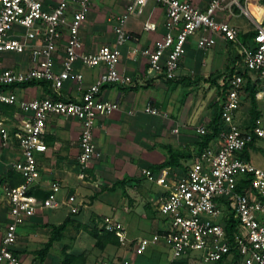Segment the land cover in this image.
<instances>
[{
  "label": "built area",
  "instance_id": "built-area-1",
  "mask_svg": "<svg viewBox=\"0 0 264 264\" xmlns=\"http://www.w3.org/2000/svg\"><path fill=\"white\" fill-rule=\"evenodd\" d=\"M151 1L165 12V33L149 47L131 49L132 56L140 55L146 61L147 79L176 80L186 43L194 35H198L197 46L201 49L213 47L215 37L236 44L241 63L229 78L221 99L218 144L204 148L176 181L166 183L165 174L155 180L149 169L142 170V175L166 191L157 207L166 220V227L149 239H141L136 253H143L149 245L162 243L170 254L166 264H176L191 254L200 255L210 264L226 259L233 264H264V170L242 155L247 146L264 141V120L261 115L253 125L246 127H240L234 120L236 112L246 102L247 81L256 84V100L264 101V21H256L247 8V0L244 4L241 0H208L204 9L182 0H125V12L116 18L113 27L114 45L101 46L92 53L80 52L79 38L91 0H57L51 9H46L41 0H0V57L5 53H29L30 58L27 70L9 67L0 70V105L16 106L23 115L12 133L0 117V152L10 142L17 144L21 158L13 163L12 169L22 178L20 184L2 188L9 222L0 236V264H23L13 247L17 242L18 225L24 219L39 210H54L63 204L70 206V213L79 211L80 206L74 205V196L59 201L61 186L58 182L50 184L44 198L32 192L39 179L36 154L47 149L43 140L45 123L51 115L81 122L77 165L78 178L84 180L89 162L99 156L93 143L95 122L99 116L107 117L119 108L118 102L101 97L102 88L136 83L117 67L119 48L138 41L137 36L125 30V23L128 18L139 16ZM234 10L247 15L254 24L251 45L242 43L238 30L222 20L224 14L233 16ZM143 30L153 32L156 26L146 21ZM63 39L61 70L55 72L56 55ZM76 62L86 68L101 67L102 72L80 99H61L59 91L66 82L74 79L80 84L83 80L82 74H74ZM33 82L48 83L55 97L19 100L14 91L7 88ZM144 112L159 114L152 102L146 105ZM196 132L198 136L208 134L204 127ZM240 181L247 182V187L238 191ZM230 220L235 223L231 237L225 232V223ZM102 228L114 233L119 243L124 244L126 232L117 220L104 218Z\"/></svg>",
  "mask_w": 264,
  "mask_h": 264
},
{
  "label": "crops",
  "instance_id": "crops-1",
  "mask_svg": "<svg viewBox=\"0 0 264 264\" xmlns=\"http://www.w3.org/2000/svg\"><path fill=\"white\" fill-rule=\"evenodd\" d=\"M41 1L46 9L53 8L57 3V0ZM182 1L189 2L200 9H204L208 3V0ZM154 5L156 4L152 3L148 9H146L148 4L144 6L142 10V12L145 10L143 21H138V17L142 14L141 12L139 16L128 18L125 23V30L137 36L138 41L136 43L128 42L119 48L120 58L117 67L119 72L131 76L136 80V83L133 86L114 84L106 85L102 88L101 97L108 101L118 102L119 108L107 117L99 116L95 122L94 132L97 134V137L100 136L102 132L105 134L103 144H108V147H111L109 149L110 151L107 153L111 154L113 160H121V163H125L124 161H131L135 162L137 165L146 155V153H143V150H149L147 155L149 156L148 160H154V162L150 163L151 165L149 164V167H141L140 172H142L143 169H149L153 172V166L166 161L165 158H162V156L156 152L157 150L154 151L153 148L155 147L152 146V143L163 144L164 150L168 148V157L173 153L179 154L176 158L171 160L170 166L157 171V176H154L156 180L162 173H167L165 181L169 183L181 178L194 158L204 149H201L199 146V136L196 130L200 127H204L208 133L210 132L208 124L213 118V112L211 109H208V107L210 106V102H213L212 99L214 95L206 107H201L199 102L202 101L201 99L204 97L205 92H210L212 90L215 95L217 93L219 94V97L215 100H219L218 108L220 109L221 99L227 87L228 80L233 71L240 66L241 54L236 44L225 42L220 37H215L216 43L213 47L201 49L197 46L198 35H194L190 37L186 43L185 54L180 60L176 80L154 82L150 78L147 79L145 77L147 69L146 61L140 55L132 56L131 49L134 46H138L139 48L149 47L154 41L159 40L164 35L165 12L162 7H158L156 8L159 9L157 15L153 16L156 10ZM125 6V0H91V7L79 30L81 53H92L101 46L114 45L115 37L113 27L117 22L116 18L125 12ZM262 6L260 10L261 14H258V10L254 5L252 6L254 13L259 15V18L254 17L257 19L256 21L258 23L264 21V4ZM240 14L242 13L239 10H234L233 16L224 14L222 15V20H227L230 25L238 30L239 39L240 35L243 38L249 39L248 43L240 40L242 43L251 45L250 41L254 32V24L248 17L250 21L249 28L246 30L240 29V23L238 21ZM146 21L154 23L156 30L153 32L144 31L143 24ZM63 46L64 39L60 42L58 47L59 51L56 55L54 65L55 72L61 70L60 62L63 56ZM19 56H21V62L17 65V68L15 66L9 67L27 70L30 67L29 53ZM204 57H207L206 61H204ZM23 61L28 62L27 65H25ZM101 72V67L86 68L79 62H76L74 65V74H82L83 80L80 84L76 83L74 79L66 82L59 91V97L64 100L80 99L83 92L96 81ZM13 91L19 100L53 98L56 95L46 82L20 87ZM186 92L187 94L192 93L194 101L197 100V102L193 103V105H191V102L188 105H185V103L181 104V95ZM184 101L187 102V100ZM149 102L154 104L159 114L151 115V118L149 116L148 122L146 123L142 121V116L145 113L144 108ZM243 104H245V102H243ZM11 107L12 108L6 109L4 105H0L1 110H6L10 113L4 117L0 115L4 121L5 127L10 133L15 131L16 127L20 125L23 119V115L18 108L16 106ZM14 107H16L17 112L12 116L11 111ZM194 109L195 115L192 118V121H194L193 125H188L190 121V111ZM242 112L248 111H244L241 105L240 109L235 114L234 120L237 125L246 127L248 126L249 117H247V119L244 116L241 117L243 114ZM260 112L263 116L261 110ZM125 123L127 125L125 130H123ZM180 127L182 130L179 129ZM175 129L177 132H173ZM81 130V122L77 119L52 115L48 117L43 135V140L47 149L43 153L36 154L39 179L34 185L32 192L37 197L42 198L41 196L46 194L50 184L58 182L61 189L70 191L67 193L66 198L75 196L72 192L78 190V195L81 197V201L77 204L80 206L79 211L87 205H89V207L93 206L96 210H100V206H103V204H105L103 207H106V204L113 206L112 211H114L117 204L113 201L110 194L115 193L117 195L124 191V196L127 200L131 201L133 207L126 206V203L122 200L118 202V205H122L121 209L125 212L130 211L128 218L133 220H136L135 216L147 218V214L144 213L143 207L140 209L141 205H146V208L149 209L150 212H156L155 218L150 219L148 217L147 219L151 222L152 227L156 228L155 233L164 230L166 227V220L157 211L159 200L166 193L162 186L155 182L156 185L154 188H148L134 181L133 183L125 184L124 188H120L119 192L117 189L113 192L107 190L115 181L123 179L124 176L133 178L139 170L135 171L132 166H128V168L127 166L122 167L123 169L121 172L119 171V173H116L114 168L111 171L103 169L98 161L102 155V150H98V148L95 147L99 154L98 160L93 159L89 162L87 170L85 171L86 179L80 180L78 178V140ZM121 140H123V142L125 141L126 145H123ZM217 144V139L214 137L208 143L207 147L214 148ZM114 145L118 149L120 147L124 148L123 150L121 149V151H116ZM254 147L258 148V143L250 148L254 149ZM249 152L248 158L250 160ZM20 158V152L14 141L10 142L8 147L0 152V207L2 210L5 209L3 218L6 220V223L9 222V216L2 188L5 185L11 186L12 180L8 179V174L10 171L16 173L12 169V165L20 160ZM122 160L124 161L122 162ZM111 172H114L116 177H113ZM104 182L107 184H104ZM136 183L140 190L138 193L140 194L137 195L135 191L132 195L130 191L132 190V186ZM108 202L113 203L111 204ZM122 210H120V213H123ZM40 211L41 210L38 212ZM92 213L96 212L91 211V214ZM36 214L25 219L22 222V226L17 230V242L13 250L21 258L23 264H30L27 255L28 241H24L23 236L27 235L32 237L33 233H37L36 231L49 230L44 227L45 224L49 223L39 216L36 217ZM119 221L121 222V220ZM122 224L125 227V224ZM4 230L5 228L3 232ZM3 232L0 234L2 235ZM21 235L22 239L19 240V236L21 237ZM113 246L114 245H107L104 251H108V249H111L110 247ZM114 247L119 248V246ZM151 247L153 248L152 257L147 259L144 254L138 255L139 257H135L134 264H166L170 256L169 251L168 254L165 252V254L161 255V253L157 252V250H160L158 248L159 245H153ZM163 247L166 249L165 246ZM33 264H39V261L36 260ZM42 264H46V259H44Z\"/></svg>",
  "mask_w": 264,
  "mask_h": 264
},
{
  "label": "rangeland",
  "instance_id": "rangeland-1",
  "mask_svg": "<svg viewBox=\"0 0 264 264\" xmlns=\"http://www.w3.org/2000/svg\"><path fill=\"white\" fill-rule=\"evenodd\" d=\"M242 4H244V0H241ZM261 0H249L247 1V8L248 10L253 14L254 17L259 18V15H256L253 11L252 6L254 5L255 8H257L258 10V14H261V9H262V5L260 3ZM154 3V2H149L147 3L148 6L146 7V9L149 8V6ZM262 7H261V6ZM155 9L160 7L158 5H154ZM157 11H159V9H156L153 16L157 15ZM255 14V15H254ZM145 17V10L142 12L141 16L138 17V21L141 22L143 21ZM239 25H240V29L242 30H246L249 28V18L247 15L244 14H240L239 17ZM240 40L242 42L248 43L249 39L247 38H243L240 35ZM206 53V52H205ZM207 54V53H206ZM207 60V57H204V61ZM21 62V56H19L18 54H8L5 53L0 57V70L6 67H13L15 66L17 68V65ZM23 63H25V65H27L28 62L23 61ZM9 67V68H10ZM22 87L21 85H10L8 86L9 90H14V89H18ZM216 91V90H215ZM15 93V92H14ZM212 99V103L210 102L211 98ZM193 94H187L183 93L181 95V99H180V103H185V105H188L191 102V105H193V103H196L197 100L194 101V97H192ZM200 96V95H199ZM188 97V98H187ZM219 97V94L217 93L216 95L214 94V92L211 90L210 92H205L204 93V97H202V101H200L199 103L201 104V107L203 106H207L210 102V106L208 107V109H211L212 112H214V109L216 107V105L214 106V102L216 101L215 99ZM193 98V100H192ZM196 98V97H195ZM184 100H187L184 101ZM215 100V101H214ZM193 101V102H192ZM219 100H217L218 102ZM258 104V108L262 111L263 114V120H264V101L260 100L257 101ZM218 105V104H217ZM243 106V110H247L249 108V104L248 102H245V104H242ZM17 112L16 107L13 108V110L11 111L12 116L14 115V113ZM243 113V112H242ZM10 114L9 111L6 110H1L0 109V115L1 117H4L5 115ZM195 115V109L192 111H190V121L188 123V125H193L192 118ZM151 115L145 114L142 116V121L144 122H148V117ZM245 117L247 119V117H249L248 112H244L242 114L241 117ZM126 123L125 126L123 127V130H125L126 128ZM187 127V126H186ZM241 127V126H240ZM181 129V127L179 128ZM182 130V129H181ZM105 137V134L102 132L100 136L97 137V134L93 131V143L95 145L96 148H98V150H102V155L101 157H96L94 158L95 160H98L99 158V164L103 169H107L108 171L114 170L116 171V173H119V171H122V167H126L128 168V166H132L135 171L139 170L136 173V176L132 177H127L124 176V179L126 180V184L127 183H133L134 181L140 183L142 186L144 187H148V188H154L156 183L154 181H149L144 175L141 174L140 172V168L141 167H149V164L154 162L148 160V153L149 150H143V153H146L144 159L141 162H138V164L136 165L135 162H131V161H124L122 160V162L124 161L125 163H121L119 161L113 160L111 158V154L107 153L108 151H110L109 149L111 147H108V144H103V138ZM123 145H126V142L123 140H121ZM119 141V142H121ZM152 146L155 147L153 148L154 151L157 150L156 152L162 156V158H165V160L168 159V148L166 150H164L163 148V144H155L152 143ZM113 147V145H112ZM116 151H121V149L123 150L124 147H120L119 149L117 147ZM167 154V155H166ZM109 155V156H108ZM249 156H250V161L251 163L264 170V141H259L258 142V148L254 147V149H250L249 152ZM156 160V159H155ZM97 161V162H98ZM122 164V165H121ZM151 165V164H150ZM139 167V168H138ZM153 170V169H152ZM112 173V172H111ZM153 176H157L158 172L153 170L152 172ZM163 175H167V173H162ZM113 177H116L114 172L112 173ZM86 179V177H85ZM104 184H107L106 182H104ZM129 186V185H128ZM100 187V185H99ZM131 187V186H130ZM118 192L120 191V188H117ZM130 191V190H129ZM136 191L137 195H139L140 193H138L139 188L137 183L134 184L132 186V190L130 191V193H133ZM70 191H66L64 189H60V191L58 192V199L60 202H62V200H64L67 196V193H69ZM72 193L75 194V202L74 205H77L80 201H81V197L78 195L79 192L77 191H73ZM125 193L124 191L122 193H118L117 195L114 194H110V196H112L113 201L117 204V207L114 211H112V207L109 204H103V206H100V210H96L92 207H89V205L83 207L79 212L77 213H70V206L68 204H63L60 205L57 209L54 210H50V209H43L40 212H38L36 214V217L39 216L40 218H42L43 220L47 221L49 224L52 225H59L61 224L65 219H69V223L67 225V227L65 228V230L62 233V239L60 241H57L53 244L52 248L48 251L47 255H46V264H61V262L63 261L64 257H65V253L63 252V250H65V252L71 254L72 256H75V260L73 259V264H98V263H106V264H134L135 263V257H139L138 255L144 254V256L147 259H150L152 257L153 254V248L151 246L153 245H149L145 251L141 254H137L136 253V246L138 245V242L141 239L144 238H149L151 235H153L156 232V228H153L151 225V222L148 219V217L150 219L155 218L156 217V212L152 211L150 212L149 209L146 208V205H141L140 209L143 207V211L145 214H147V218H142V217H136V220H133L131 218H128L129 212L127 211L125 212L124 210L121 209V206L118 205L119 201H123L126 203V206L128 207H133L131 204V201L127 200V198L124 196ZM135 196V194H134ZM125 198V200H124ZM108 203H113V202H108ZM120 210H122L123 213H120ZM91 211H94L96 213H92ZM3 213H5V209H1L0 207V233L3 232V229L6 226V220L3 218ZM120 213V214H119ZM112 217L113 219L117 220L120 224L124 223L125 227L123 226L125 232L127 231L126 235V240L124 242V244H120L119 243V248L116 247H110L111 249H108V251H104V249H100L96 246L95 244V239L91 237L90 232L95 230L96 232H98L99 234H104L105 231L102 228L103 225V220L106 217ZM119 216V217H118ZM27 219V218H26ZM25 220V219H24ZM121 220V222L119 221ZM23 223L18 225V228H20L22 226ZM123 225V224H122ZM37 233H33L32 237L30 236H23L24 241H28L27 243V255H28V259L30 261V264H33L34 261L38 260L37 257V252L39 249H41L43 247V245L45 244V242L48 240L49 236H50V231L49 230H39L36 231ZM1 235V234H0ZM22 239V235L21 237L19 236V240ZM159 249L157 250V252L161 253V255L165 254V252L168 254V249L164 248L162 243H159ZM157 246V245H155ZM106 247V246H105ZM104 247V248H105ZM124 251V254H123ZM122 254V255H121ZM26 255V256H27ZM170 255V254H169ZM186 260H183L185 263L182 264H210V263H205L202 258L200 257V255L198 254H191L189 257L185 258ZM39 261V260H38ZM181 261V262H183ZM222 264H233L230 259H226L222 262Z\"/></svg>",
  "mask_w": 264,
  "mask_h": 264
},
{
  "label": "trees",
  "instance_id": "trees-1",
  "mask_svg": "<svg viewBox=\"0 0 264 264\" xmlns=\"http://www.w3.org/2000/svg\"><path fill=\"white\" fill-rule=\"evenodd\" d=\"M263 4H264V0H262ZM245 77L248 79L247 74L245 75ZM35 83H43V82H33V83H28V84H22V87H27L29 85H34ZM2 87L0 86V89ZM8 88V87H7ZM257 91L256 89V84L250 81H247L246 86H245V92L247 93V98H246V102H248L249 104V108H248V126L253 125V123H255V121L261 116V112L258 108V104H257V100L255 98V92ZM222 96V95H221ZM218 102L215 101L214 102V106L216 105L214 112H213V118L210 121V123L208 124V129L210 130V132L207 135L204 136H199V146L200 148H205L208 146V143L217 136L218 130H219V126L221 124L220 121V109L218 108ZM6 109L8 108H12L11 106H6L4 105ZM252 145L247 146L244 151H243V156L245 158L248 159V148L251 147ZM179 154H170L168 159L156 166H153V169L155 171H160L163 168L170 166L171 165V160H173L174 158H176ZM8 179L12 180V184H10L11 186H16L18 184H20L22 182V178L14 173L13 171H10L8 174ZM126 184V180L123 178L121 180H117L115 181L111 187L107 188V190L113 192L115 189L117 188H124ZM247 182L244 181H240V183H238V191L243 190V188L247 187L246 186ZM123 192V191H122ZM46 196V194H44V196H41L42 198H44ZM69 223V219H65L61 224L55 226V225H49V224H45L44 227L48 228L50 231V236L48 238V240L45 242V244L43 245V247L41 249L38 250L37 252V257L39 260V264H42L48 251L52 248L53 243L60 241L62 239V233L65 230V228L67 227ZM225 232L227 234V236L231 237L233 231H234V227H235V223L230 220V221H226L225 223ZM91 237L95 239V244L98 248L100 249H104L105 246L107 245H114V246H118L119 245V241L118 238L114 235V233L111 232H104V234H99L98 232H96L95 230L90 232ZM63 252L65 253V257L63 259V261L61 262V264H73V259L75 260V256H72L71 254L65 252V250H63ZM75 257V258H74ZM186 260V259H182L181 261ZM179 261V263L177 262L176 264H182L185 263L184 261L181 262ZM224 260H220L214 264H222Z\"/></svg>",
  "mask_w": 264,
  "mask_h": 264
}]
</instances>
